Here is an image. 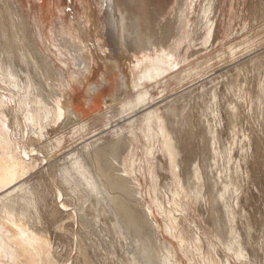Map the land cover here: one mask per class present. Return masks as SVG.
Here are the masks:
<instances>
[{"label":"rangeland","instance_id":"obj_1","mask_svg":"<svg viewBox=\"0 0 264 264\" xmlns=\"http://www.w3.org/2000/svg\"><path fill=\"white\" fill-rule=\"evenodd\" d=\"M107 4V0H3L1 3L2 9L7 12L5 23L9 29L7 38L1 36L3 66L11 68L14 73V52L21 46L14 41V27L15 39L20 44L27 43L22 24L15 25L13 17L11 22L9 18V14L15 16L16 12H20L34 31V24L39 23L47 38V47L56 54L50 55L42 46L45 54L50 55L53 72L47 74L46 65H42L41 76L44 78L39 76L40 81L52 82L53 86V82L58 80L60 88L53 86L59 90H56L57 93L46 83L44 85L55 96H65L75 112L82 115L80 120L63 124L62 129L54 135L49 134L47 139H38L29 127L26 135L18 123H28L19 104L14 103L13 89L10 88L14 86V81L7 78L9 74L0 71V133L4 136L2 140L7 138L10 141L1 143L0 152L8 155L10 164L18 162L25 168L15 186H24L14 194L18 207L9 208L6 213L18 209L19 217H14V226L28 235L31 232L27 228L33 225L35 219L40 238L47 242L46 264L52 261L54 264H143V261L146 262L144 264H151L145 258L146 254L141 253L143 251L140 250L144 249L140 245L156 249L157 253L149 251L155 257L154 264L169 262L163 258L167 255L168 259L171 256L169 264H264V0H114V12ZM112 16L116 17L118 27L114 25ZM64 28L84 43L87 42L86 35L96 39L107 62L110 61L112 66H115L114 61L121 63L118 71L100 63V68H96L92 76L100 89L92 96H85L73 80L72 75L78 70L70 56L68 39L62 36ZM97 33L102 35L103 42ZM52 44L67 58L59 57ZM159 56L171 59L175 63L174 68L159 84L147 83L145 87L152 94V103L158 104L156 108L163 115H170L169 127L173 129L175 142L182 150L179 158L182 166L174 172L179 174L182 170V177L176 179L178 183L174 181L167 157L159 152L154 186L156 193L150 187L153 184L149 174L137 170L135 178L140 184L139 192L151 211L150 222L156 225V232L152 233L148 226L139 239L135 232L123 225L122 218L112 209L111 203L102 202L101 207L102 203L93 198L95 206L99 204L96 210L100 206L98 213L94 205V208L90 206L92 202L86 204L83 201L85 192L66 191L57 181H60V171L65 169L63 160L67 156L71 159L72 154H77L84 163L86 160L91 165L88 158L90 148L83 149L91 139H99L98 146L104 152V159L112 160L115 132L119 127L126 129L128 124L124 120L128 114L123 113V105L137 96L136 89L131 90V85H125L127 89H123L122 77H136L143 62ZM16 62L24 79L23 86L30 87L28 77L32 68H28L20 58ZM145 110L147 108L140 111L143 113ZM126 134L125 131L123 135ZM56 141H65L63 150L60 148L62 151L55 149ZM158 146L156 144L157 149ZM25 152L31 153V157L27 158ZM141 154L139 152L137 163L142 158ZM71 163L69 160L67 164ZM184 165L188 167L185 174ZM196 170L201 175L200 181ZM92 175L98 176L97 171H93ZM176 186L182 196H179ZM39 189L44 190V198L40 196ZM176 193L180 198L176 197V200L183 206L179 212V208L174 212L175 207L172 206ZM7 197L11 199L12 195ZM211 198H216L218 204L214 206ZM30 200L38 206L39 215L29 206ZM230 207L232 213L229 212ZM165 210L170 214L174 212L173 216L180 222L179 230L186 231L185 244L188 246H183L187 252L177 239L178 233L173 236L170 232L171 235L167 234L166 225H171V222L170 214L166 215ZM102 212L105 217H101ZM94 232H97L96 235ZM113 232L120 234L119 237ZM107 234H114L113 240ZM106 238L111 241L110 245L109 241L106 243ZM155 239H159L160 244ZM111 243L113 248H109ZM162 244L176 249L175 260ZM133 246L136 247L133 249ZM229 246H234L232 252L227 251ZM87 250L89 253L85 254ZM196 250L198 253L201 251L200 254ZM138 253L145 256L140 257ZM128 257H134L135 261ZM241 258L246 259L241 261Z\"/></svg>","mask_w":264,"mask_h":264},{"label":"bare ground","instance_id":"obj_2","mask_svg":"<svg viewBox=\"0 0 264 264\" xmlns=\"http://www.w3.org/2000/svg\"><path fill=\"white\" fill-rule=\"evenodd\" d=\"M2 2H3V0H0V47L2 44L1 36L3 39H5V38H7V36H9V29L7 28V26H6L7 24L5 23V20L8 19V16H7V12H5L1 7ZM107 2H108L107 7H109V9H111L114 12V0H107ZM9 16H10L9 17L10 22H11V17H13L12 20L14 21L15 25H19L20 23L22 24L21 26H23V28H24L23 36H24L25 40L27 41V43L20 44L19 41H17L15 39V33L16 32H15V27H14V41H16V43H18V45H21L18 47L17 52H14V73L11 70V68L3 66V64H2L3 61L1 60V57H0V71L5 73V74H9V77H7V78L14 81V86H12V87L10 86V88L13 89L12 92L14 94V103L16 102V104L17 103L19 104V108H20V110L24 116V119L28 123V125H26L24 123V121H21V123L20 122L18 123L23 128L22 131H25V134L27 135L28 134V127H29L32 134L35 135L38 139H41V140L47 139L49 137V134L54 135V133L56 134L58 132V130L62 129L63 124L70 122L71 120H75V121L80 120L82 115H78L75 112L74 106H72V104L70 105V103H69L70 101H68L65 98V96H63V95L55 96L53 93L49 92L48 89L44 85V83H46L48 88H51L52 91L57 93V91H59V90L53 88V86L55 85V87H56V85H57V87L60 88V83L58 80L55 79L57 82L54 80L55 82H53V86H51L50 83H52V82L49 83L48 81L44 80V83H43L39 79V76L42 79L44 78L41 76L42 75L41 71H43L42 65H46L45 70H46L47 74L48 73L52 74V72H53V70L51 69V65H53V64H52L50 58L48 57V56L52 55L53 51H51L49 49L50 47H47L48 41L46 42L47 38L43 34L42 27L39 25L38 22H36V24H34L35 28H36L34 31L33 26H31V24L28 22V20L24 16H22V14H20V12H16L15 16L10 15V14H9ZM112 17L114 20L113 23H115L114 25L116 27H118V22H117L116 17L115 16H112ZM110 19H112V18H110ZM121 25H122L121 29L123 32L124 31L123 30V26H124V19L123 18L121 21ZM209 34H211L210 31H209ZM62 36H64L65 38L67 37L66 39H68V40H66V42L69 43V48H70L69 51L71 54L70 56L74 59L75 66L77 67V70H78L77 74L72 75L73 80H75V83L77 85H79V87L81 88V90L85 96L88 94H90L92 96L94 92H96L97 90L100 89V86L98 84L94 83V81L92 79V76L96 72V68H98V69L100 68L99 67L100 63L106 64V65L108 64V66H109L108 68H110L112 70H115V71L120 70L119 66L121 65V63L119 61H114L115 66H112L109 63L110 61L107 62L106 59H104V57H103L104 54L100 51V48L98 47V43H97L96 39H92L91 37L86 35L85 40L87 42L84 43L81 41V39H78V38H75L74 36H72V32H70L66 28H64L62 30ZM100 36H102V35L97 33V37L103 42V38ZM210 36H209V38H210ZM8 40H9V38H8ZM88 42H89V44H88ZM42 46L46 47L47 52L50 55L45 54V52L42 49ZM52 46L55 48L56 53L59 57H62L64 59L67 58L66 54L62 53L53 44H52ZM1 53H2V50L0 48V55H1ZM53 54H54L53 56H56L55 53H53ZM10 57H13V56H10ZM17 58H20L21 61L24 64H26V66L28 68H30V67L32 68V71H29V77L28 78L30 80V82H29L30 87H28V88L23 86L24 79H23V76L21 74V71L17 69V62H16ZM96 58L98 61L96 60ZM125 59H127V56L125 57ZM95 60L97 62H95ZM11 63L12 62L10 61L9 64L11 65ZM174 64L175 63L171 59L166 58L165 56H159V57L153 58L151 60H146L145 62H143L142 69L139 70V73L137 74L136 77H132L131 75L130 76H123L122 77L123 80L121 82L123 89H127L125 85H131V86H133L131 88V90L136 89L137 96L135 98H132L131 100L127 101L123 105L125 108L123 113L128 114L124 117V120L127 121L128 124L125 125V127H127L126 129H124L123 127H119V129L115 132L116 139L112 145V152H113V154H111L112 160L107 161L104 159V154H103L104 152L98 146V142L100 140L99 139H97V140L91 139L89 141V144H87L86 146L83 147V149H85V150L90 148L91 154L88 156V158L91 162V165H89L88 162L86 163V160L84 163L77 156V154L71 153L72 154L71 159L69 158L70 156H67L66 158H64L63 165L65 166V169L60 171V175L58 178V179H60V181L59 180L57 181L58 184L60 186H62L64 188V190H66V191L69 190V191H72L74 193L79 192L81 194H84V192H85V198H83L84 199L83 201L86 204H88V202L91 203L93 198H96L97 201L99 202V204L102 202H104V203L106 202L109 204L111 203L112 209L116 212L117 215H119L122 218V221L124 223L123 225H126L125 226L126 228L135 232V234L138 235L139 239L143 236L144 231L147 229L148 226L150 227V228L149 227L148 228L151 229L150 231H152V233H154V231L156 232V225H155V223L150 222L151 221V211H150L149 207H147L146 204L144 203V197L139 192L138 187H140V184H139L137 178H135V176L137 175V170L140 173L149 174L151 182H152L151 184H153V186H150V187L156 193L157 188L155 189L154 186L156 185V182H157L156 181V178H157L156 164H157V153L159 152L162 154V156L167 157L168 162H169V166L171 168L170 169L171 175L173 176V179L175 178L174 181H176V179H179L180 177H182V174H181L182 170L179 172V174H175V172H174L176 169H179V167L181 168V166H182V164L180 163L181 161L179 160V158L182 155V150H181V148H178V146L175 142L176 138H174V136H173V133H174L173 129H171L169 127V122H171L169 120L170 115H168V117H167L161 113L159 108H156V106L158 104L152 103V101H153L152 94L150 92H148L146 90V87H145V85L147 83L159 84V81H161L166 74H169L173 70ZM102 68H104V66ZM63 79L65 80L64 77H63ZM101 79H102V77H101ZM4 80H7V79H4ZM85 84H88L87 87L85 86ZM65 87L68 89V91L71 90V92H72V89H69V86H67L66 84H65ZM146 108H147V110L144 111L145 114H144V112L141 113L142 111H140V110H143ZM148 110H150V111H148ZM23 123H24V125H23ZM4 129L6 130L5 126H4ZM26 131H27V133H26ZM125 131L127 132V134L124 136L123 134ZM3 137L4 136L0 133V145L3 142H5V143L10 142L9 139H7V138L5 140H2L1 138H3ZM55 143H56L55 149L62 148V150H63V146H64L65 141L64 142L63 141H56ZM156 144L160 146V147L158 146L159 147L158 149L156 148ZM183 150H184V148H183ZM139 152L142 153L141 154L142 158L139 159L140 162L137 163V158L139 156ZM123 155L125 157L123 160H121L123 158ZM25 156L27 158L31 157V153L25 152ZM139 158H140V156H139ZM183 158H184V156H183ZM68 159L70 161H72V163L70 165L67 164L69 162ZM183 162H184V160H183ZM184 167L186 168V169L183 168V172L185 174V172L188 171V167H187V165H184ZM92 169H94V170H92ZM24 170H25L24 164L20 165L18 162H15L13 165L10 164L8 162V155L4 152H0V264H46L45 258H46V256H48L47 250H46V243L47 242H45V239L40 238L38 225L35 222V219H33V221H34L33 225L28 226V228H27L31 232V235H28L21 228H19V227L17 228L14 226V217H19L18 209H17V211L14 210V211L10 212L9 214L6 213V212L10 211V210H8L9 208H12L14 206L18 207V201H17V203H16V201L14 202V200L16 199V197L14 198V194L17 191H19L20 189H22V187H24V186L19 185L16 188H15V186H16V183H18V181L22 177V174H23L22 171H24ZM93 171H97L98 176L97 175L93 176L92 175ZM196 175H197L196 177H197L198 181H200L201 175H200L199 171H197ZM76 177H78V178H76ZM144 177H145V175H144ZM147 177H148V175H147ZM178 181H176V182L178 183ZM181 182L183 183V181H181ZM176 185H178V184H176ZM181 186H183V185H181ZM147 187H148V185H147ZM176 188H177V186H176ZM178 189L179 188H177V192L180 190V189L179 190ZM41 190L42 189H39L40 196H42L44 198L45 197L43 195L44 190H42V191ZM181 191H183V190H181ZM58 192H60L59 188H58ZM154 192H152V193H154ZM191 193H189V196ZM10 195H12V198L7 199L8 198L7 196L10 197ZM179 196H182L181 192H180ZM187 196H185L186 199H187ZM189 196H188V198H189ZM176 197L179 198L178 193L175 194V199L172 198V200H174V201H172L174 203L172 206L175 207L174 212L177 211L176 208L177 209L179 208V210L177 211V212H179L180 208H183V206L180 203H178V200H176ZM6 199H7V201H6ZM78 199H79V197H78ZM96 199H94V200L96 201ZM189 199H191V198H189ZM189 199H187V200L189 201ZM222 199H224L223 196H222ZM72 200H74V199H72ZM156 200L159 201L158 197ZM179 200H180V198H179ZM184 201L186 202V200H184ZM191 201H192V199H191ZM211 201L213 202L214 206L216 204H218V200H216V198H211ZM80 202H81V200H80ZM180 202H182V200ZM83 203H82V205H83ZM92 203L90 206H93V205L95 206V204L94 203L92 204ZM99 204H97V205H99ZM102 205H103V203L101 204V207H102ZM187 205H188V203H187ZM29 206L34 211H36V214L39 212L38 206H36L35 202H33L32 200H30ZM84 206H86V205H84ZM94 206H93V208H94ZM96 206H95V210H96ZM99 207H97L98 210H96L98 213H99ZM141 207H143V208L141 209ZM184 207H186V206L184 205ZM81 208H84V207H81ZM86 208H88V207H86ZM93 208H92V210H93ZM230 209H231V211H229V212L232 213L233 210L231 207H230ZM88 210L90 211V209H88ZM104 210H105V208H104ZM228 210H229V207H228ZM80 211L82 212V210H80ZM85 211H87V209ZM107 211H109V210L107 209ZM110 211H112V210L110 209ZM112 213H113V211H112ZM167 213L168 214H166V215H169L171 212L170 213L167 212ZM173 213L170 214V216H169L171 225H166V227L168 229L167 234L170 232L173 236V235L178 233L177 239H179L180 245L183 248L184 247L183 244L187 245V244H185L186 239H185V234H184L186 231L184 233L182 232L184 230L182 227V224H181V227L183 230L182 231L179 230L180 229V227H179L180 222L178 223V219H177V217L173 216ZM176 213H175V215H176ZM184 213H185V211H184ZM39 214L40 213H38V215ZM84 214H88V213H84ZM95 214H96V212H95ZM229 215H231V214H229ZM76 216L77 215H75V217ZM103 216H104V213L101 217H103ZM108 216H109V214H108ZM8 217H10L13 220V223L9 220ZM94 217H97V216H94ZM109 217H111V216H109ZM85 218L87 219V217H85ZM37 219H39V218H37ZM86 219H83V221ZM98 219L96 221H99ZM104 219L105 218H103V223H104ZM112 224H113V222H112ZM85 225H86V223H85ZM121 225H120V227H123ZM106 226H108V225H106ZM94 227H96V226H94ZM125 227H123V228H125ZM84 228H85V226H84ZM114 228H115V226H114ZM116 228H117V226H116ZM96 229H97V227H96ZM97 232H99V231H97ZM124 232H125V230H124ZM96 233H95V235H96ZM108 233H110V231ZM113 233H115V232H113ZM110 235H111V233H110ZM113 235L112 236L108 235V236H109V238L111 237V239H112ZM115 235L119 237L120 234L118 235L115 233ZM126 235L129 236L128 234H126ZM150 235H152V234H150ZM90 236H91V234H90ZM121 236H123V235H121ZM135 236L136 235H134V237ZM134 237H133V239H135ZM120 238H123V237H120ZM153 238H154V236H153ZM107 239L108 238H106L107 242L105 241L106 243H108V241H109ZM144 239H146V238H144ZM146 240L149 241L148 238ZM156 241L160 244L159 239ZM188 241H190V240H188ZM110 242L111 241H109V243H108L109 245H110ZM140 242H141V240H140ZM151 242H154V241L151 240ZM112 243H111V245H112ZM131 243H135V242L132 241ZM138 243H139V240H138ZM147 243L148 244L146 246L149 245V242H147ZM158 243H157V245H158ZM144 244H146V243H143V245ZM135 245L138 247L137 243H135ZM198 245H200V243H198ZM198 245H197V247L199 248ZM136 246H133V249ZM162 246L164 248L166 247L169 249V251H170L169 253H171V254H169L167 252L169 254V256L172 255L173 259L176 258V254H177L175 252L176 249L174 250L173 247H171L170 245L167 246V244H165V245L162 244ZM181 246H179V247L181 248ZM191 246L189 248H191ZM140 247H142L144 249V250H140V251H143L141 253H145L146 256H145V254H139L138 253L139 256L143 257L141 255H144L145 258L148 259V261L150 263L152 262L151 264H154L153 261H155L154 260L155 257L153 256V253L149 252L153 249H150L151 248L150 246H149V248L148 247L145 248V247L140 245ZM109 248H113V245H112V247H109ZM114 248H115V246H114ZM154 248H156V247H154ZM102 249H103V247H102ZM213 249H215V248H213ZM228 249H229V251L231 250L230 252H232L234 249V246L230 247V248L227 247V251H228ZM137 250H138V248H137ZM137 250L135 249V251H137ZM184 250L186 251V248ZM140 251L138 250L137 252H140ZM155 251H156V249H155ZM166 251L167 250H165V252ZM190 251H188V253H190ZM196 251H197L196 252L197 254H200V252H201L200 250H199L200 251L199 253H198V250H196ZM86 252L87 253H85V254L89 253L88 250ZM240 252L242 253V251H240ZM240 252H237V254H239ZM156 253H157V251H156ZM159 253L162 254L161 252H159ZM234 253H236V252H234ZM83 254H84V252H83ZM85 254H84V256H85ZM133 254H136V253H133ZM160 254H158V255H160ZM190 254H189V256H190ZM187 255H186V257H187ZM167 256H165L163 258L169 260V262L171 263V261H170L171 256L169 259L167 258ZM195 256H196V254H194V257ZM91 257H90V259H91ZM136 257H137V254H136ZM240 257H242V255H240ZM129 258L132 259L131 257H128V259ZM189 258H192V256H190ZM246 258H243V259H246ZM162 259H161V262H162ZM165 259L163 260V262L165 261ZM243 259L241 258V261ZM85 260H88V259H85ZM92 260H93V258H92ZM132 260H134V257ZM142 260H143V258H142ZM192 260L193 259H191V262H192ZM144 262L145 261H143L142 263L144 264ZM169 262H166V264H169ZM209 263H211V262H209ZM50 264H54L53 261L50 262ZM129 264H130V262H129ZM131 264H132V262H131ZM160 264H163V263H160ZM177 264H178V262H177ZM213 264H215V263L213 262Z\"/></svg>","mask_w":264,"mask_h":264}]
</instances>
